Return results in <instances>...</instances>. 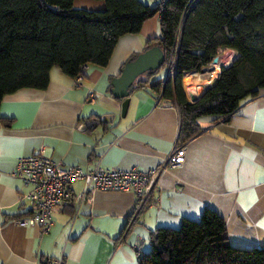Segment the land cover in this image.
Here are the masks:
<instances>
[{
    "label": "crops",
    "instance_id": "obj_1",
    "mask_svg": "<svg viewBox=\"0 0 264 264\" xmlns=\"http://www.w3.org/2000/svg\"><path fill=\"white\" fill-rule=\"evenodd\" d=\"M74 5L101 9L105 2L74 0ZM160 32L156 15L139 33L119 39L106 66H87L79 83L54 66L46 89L23 88L0 102V264H51L61 256L63 264H138L139 253L151 247L152 231L177 227L184 217L197 219L206 207L225 219L231 245L264 244V90L246 99L229 120L199 117L203 131L183 145L178 144V109L160 102L151 83L130 90L125 115L123 99L111 92L123 65ZM228 54L232 61L235 52L226 49L211 70L184 75L188 98V77L205 88L231 62L224 58ZM166 76L162 71L151 82ZM194 91L198 96L199 88ZM180 146L185 161L161 174L140 211L132 191L93 190L81 201L77 195L84 182L74 181L69 184L74 199L54 206L50 232L15 222L33 209L25 197L30 186L11 176L21 156L43 151L54 161L84 169L100 164L147 170Z\"/></svg>",
    "mask_w": 264,
    "mask_h": 264
},
{
    "label": "trees",
    "instance_id": "obj_2",
    "mask_svg": "<svg viewBox=\"0 0 264 264\" xmlns=\"http://www.w3.org/2000/svg\"><path fill=\"white\" fill-rule=\"evenodd\" d=\"M102 1L104 8L86 9L74 0H0V102L23 88L46 89L54 66L72 77L84 75L89 65L106 66L119 39L139 33L156 15L161 32L145 50L160 46L165 61L140 75L131 91L151 83L160 102L178 109L179 145L203 131L199 117L229 120L246 99L263 94L264 0ZM226 49L234 50V59L190 101L184 75L209 71ZM168 67L164 80L151 82ZM138 264H264V244L231 245L225 219L206 207L197 219L184 217L179 227L152 231L151 247L139 253Z\"/></svg>",
    "mask_w": 264,
    "mask_h": 264
},
{
    "label": "built area",
    "instance_id": "obj_3",
    "mask_svg": "<svg viewBox=\"0 0 264 264\" xmlns=\"http://www.w3.org/2000/svg\"><path fill=\"white\" fill-rule=\"evenodd\" d=\"M169 73L168 67L167 74ZM82 78L83 74L75 77L77 83ZM89 96L91 100L96 98L93 92ZM185 153L184 146L177 147L161 164L147 170L136 167L127 170L108 169L100 164L92 169H84L81 166L64 165L54 161L43 151L21 156L11 176L22 179L26 185L30 186L25 197L32 203L33 209L31 214L15 219V222L23 225H38L41 232H50L53 225V208L56 204L72 197L69 184L74 181L84 182L83 190L77 195L81 201L89 198L93 190L132 191L137 197L139 209L146 203L161 174L183 164ZM63 261L64 258L61 256L51 264H63Z\"/></svg>",
    "mask_w": 264,
    "mask_h": 264
},
{
    "label": "water",
    "instance_id": "obj_4",
    "mask_svg": "<svg viewBox=\"0 0 264 264\" xmlns=\"http://www.w3.org/2000/svg\"><path fill=\"white\" fill-rule=\"evenodd\" d=\"M165 61V53L163 49L154 45L144 52L140 53L136 58L128 60L121 70V73L112 80V94L123 99L122 114L125 115L129 107V94L131 87L137 78L147 71H153L160 68ZM219 61V55L213 58V63ZM205 91V88H200L198 96L194 92H190L192 101H196Z\"/></svg>",
    "mask_w": 264,
    "mask_h": 264
},
{
    "label": "rangeland",
    "instance_id": "obj_5",
    "mask_svg": "<svg viewBox=\"0 0 264 264\" xmlns=\"http://www.w3.org/2000/svg\"><path fill=\"white\" fill-rule=\"evenodd\" d=\"M82 8H83V7H82ZM86 9H88V8H86ZM232 57H233V54H228V55L224 56V58H225V59L227 58L228 61H231ZM221 61H222V60H221ZM221 61H218V62H221ZM212 63H213V62H212ZM215 64H216V63H215ZM215 64H214V63H213V64H210V66H211V65H212V66H215ZM211 68H212V67H210L209 70H211ZM212 70H213V69H212ZM213 80H214V79H213ZM213 80H212V81H213ZM212 81H211V82H212ZM198 87H199V89L202 88L201 86H198ZM188 99H189L190 101H192L190 94H189V98H188ZM177 227H179V226H177Z\"/></svg>",
    "mask_w": 264,
    "mask_h": 264
},
{
    "label": "bare ground",
    "instance_id": "obj_6",
    "mask_svg": "<svg viewBox=\"0 0 264 264\" xmlns=\"http://www.w3.org/2000/svg\"><path fill=\"white\" fill-rule=\"evenodd\" d=\"M216 70H218V66ZM188 81H189V87H190L191 92H195L194 90H198L199 87H196L198 86V84L196 85V83H194L190 77H188Z\"/></svg>",
    "mask_w": 264,
    "mask_h": 264
}]
</instances>
